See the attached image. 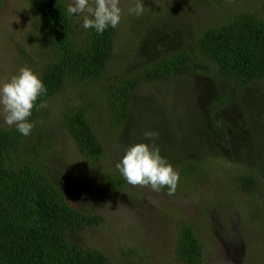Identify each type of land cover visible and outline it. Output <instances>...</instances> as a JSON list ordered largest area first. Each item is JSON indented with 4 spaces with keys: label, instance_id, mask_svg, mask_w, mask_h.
I'll use <instances>...</instances> for the list:
<instances>
[{
    "label": "trees",
    "instance_id": "16d2710c",
    "mask_svg": "<svg viewBox=\"0 0 264 264\" xmlns=\"http://www.w3.org/2000/svg\"><path fill=\"white\" fill-rule=\"evenodd\" d=\"M21 1L28 5L32 14L31 32L41 31L38 33L41 44L48 49L47 52H40L37 47L30 46L28 51L22 50L29 68L47 88V94L37 100L38 105L43 103L46 106L34 108L29 120L36 128L51 115L53 107H49L50 102L61 94H70L75 86L87 88L86 92L69 99L70 105L62 126L88 164H99L105 158V147L98 133L102 128L99 114L102 98H106L109 128L124 138L128 136L129 146L154 143L160 150L169 147L160 134L162 130L155 128L156 125L168 126L173 136L177 138L181 135L178 134L182 128L179 121L175 123L178 127L175 133L170 125V114L175 109L169 88L175 81L192 80L199 76L194 74L199 56L210 64L206 66L210 72L205 75H212L215 81L221 82L224 93L218 103L209 105L206 118L202 120L203 127L207 120L214 126L213 135L188 133V137L198 139V143H195L198 147H211L218 156L230 152L233 163L238 157L237 152L241 151L253 150L264 156V149H260L264 146V0H260V8L255 7L253 2L248 4V8L226 10L223 19L199 30L193 46H185L183 40L178 39V50H166L156 55L154 60H148L152 57L146 55V37L152 36L159 25H152L148 15L131 20L127 26L121 21L117 28L110 27L99 34L92 29L84 30L81 17L67 14L66 0ZM3 4L4 0H0V12ZM230 4V0H212L210 6L222 10ZM165 27L175 30L178 37L188 29L183 23ZM131 30L135 32L129 33ZM170 33L168 29L161 30L156 39L164 42ZM29 40L32 44L40 45L32 34ZM126 43L136 48L127 69L118 74L116 65L125 61L121 54ZM101 82L105 94L94 87ZM155 84L162 87L165 97L162 101L167 104L170 101L167 109L160 106L158 101L154 102L152 97H142L147 94L148 86ZM256 85L262 86L263 99L250 109L247 107L254 110L252 117L242 119L249 131L236 135L233 124L230 125L218 112L221 108L242 110V102L246 101L242 96ZM148 102L153 104L151 120L146 111L144 113L145 103ZM248 118L253 121L248 122ZM150 131L157 133L152 141L145 136ZM245 134L249 135L248 142L243 138L247 137ZM236 141H241L239 146L242 147L232 148ZM56 144V141H52L50 146ZM48 147L29 135H21L15 128L0 126V264H147L142 262L145 258V255H141L142 249L131 247L128 243L122 244L127 240L120 242L112 252L124 258L122 263H116L111 260L113 254L108 255L100 248L76 245L69 239L70 233L103 227L106 218L84 213L68 203L60 185L46 172L41 162V156L48 153ZM190 154L185 156L181 172L178 171L186 178L191 177L194 171H201V167L195 170L192 167ZM242 169L233 182V193L227 201L233 198L234 192L248 195L249 201L255 202L254 209L262 216L257 227L264 233V210L258 203V199L264 196V167L257 171L250 167ZM93 171L92 176L98 177L96 170ZM106 175L105 180L112 189L126 186V180L120 173ZM67 178L71 179L65 172L60 184L65 185ZM163 191L167 192V188ZM227 194L222 187L221 196ZM212 197L218 198L213 201L214 207L219 209L222 200L216 195ZM211 210L213 208L207 209V212ZM197 226L184 217L180 218L173 254L178 263L204 264L206 243L200 237Z\"/></svg>",
    "mask_w": 264,
    "mask_h": 264
},
{
    "label": "rangeland",
    "instance_id": "374dc122",
    "mask_svg": "<svg viewBox=\"0 0 264 264\" xmlns=\"http://www.w3.org/2000/svg\"><path fill=\"white\" fill-rule=\"evenodd\" d=\"M211 1L143 0L145 6L143 15L135 16L128 14V9L134 7L135 0H121L122 23H126L127 26L131 20L142 19L148 15L152 25H159L158 30L156 28L151 34L152 36L146 37L148 38L146 55L152 57L148 60H154L156 55H161L166 50H178L176 48L178 39H182L185 46H193L199 30L223 19L226 10L229 12L239 7L248 8V4H253V2L255 7L260 8L261 3L260 0H230L232 4L226 5L221 10V8L210 6ZM66 2L69 3L70 0H66ZM31 16L28 5L23 1L4 0L0 12V83L7 82L20 68L30 67L22 50L28 51L30 46H34L40 52L48 51L41 44L38 35L41 31L31 32ZM81 18L83 19V17ZM180 23H183L185 28L188 27L181 37L177 36L178 33L175 30L165 27L177 26ZM164 29H168L171 35L169 34L164 42H159V39L156 38ZM133 32L135 31H129V33ZM30 34L42 47L30 42ZM124 39L119 38V40ZM124 45L121 55L125 57V61L116 65L118 74L127 69V64L132 59L130 57L136 48L129 43ZM32 49L36 51L34 48ZM185 49L188 48L185 47ZM196 60L197 66H194V74H199V76L192 80L175 81L169 88L173 94V99H170L174 100L173 107L175 109L174 113L170 114V125L175 133V130L178 131L175 123L179 121L182 128L178 134L181 133V135L177 138L173 136L168 126L156 125L155 128L162 130L160 134L169 144V147L161 148V155L173 167H177L175 170L181 172L180 167L184 165L185 156L188 153L192 155L190 163L194 170L196 167H201V171H194L189 178L179 175L176 196L167 195L163 189L160 192H155L150 187L132 186L127 181L124 188L112 189L108 186L105 180L106 173L108 175L119 173L116 165L122 159L129 143L127 135L124 138L109 128L110 120L106 111V98H102L100 101L99 114L101 115L102 128H100L101 131H98L105 147V158L99 164L93 165L88 164L80 156L75 144L62 126L63 117L70 105L69 99L74 98L80 92H86L87 88L75 86L70 94H61L54 102L48 104L49 107H53L51 115L44 119L42 124L33 128L29 135L43 145L49 146L48 153H43L41 156V162L45 166L46 172L60 185L72 207L84 213L101 215L106 218L103 227L92 228L83 233H70L69 239L74 244L86 248H100L109 255V253L113 254L115 246L127 240L122 244L128 243L131 247L143 250L141 254L145 255L143 263L181 264L177 262L173 254L179 233L177 225L180 218L184 217L186 221L198 225V233L206 243L204 264L229 262L264 264V237H258L263 236L264 233L257 227L262 216L260 217L259 212L254 209L255 202L249 201L248 195L235 192L233 198L227 201L233 193V182L238 177L240 170L246 167H250L254 171L260 170L264 167V156L254 153L253 150L245 153L241 151L237 152L238 157L233 163V155L229 154L230 152H223L224 155L218 156L211 147H198L195 143L197 144L199 140L196 138L192 140L188 137V133L190 135L201 133L206 136L213 135L214 126L206 119L207 123L203 127L202 120L206 118L209 105L218 103L224 93L221 82L215 81L212 75H205L210 72L206 67L210 65L209 62L200 56ZM94 87L101 89V94H105L102 82L95 84ZM146 93L142 97H152L154 102L158 101L159 105L166 109L170 105L169 100L168 104L164 100L162 101L165 97L160 85L148 86ZM242 98H246V101L242 102L243 111L236 108L233 110L221 108V111L218 112L220 117L225 118L230 125L233 124L236 135H240L243 131H249L242 119L252 117L254 110H249L250 107H253L255 103L260 104V100L263 99L262 86L256 85ZM152 110L153 104L145 103L144 113L146 111L149 120L152 118ZM244 113L247 115L243 116ZM247 121L251 123L253 120L248 118ZM0 126L7 129L15 128L14 126L8 127L3 123L2 114H0ZM246 136L243 138L248 142L249 135ZM52 141H56L58 144L50 146ZM240 143L241 141H236L231 146L234 148ZM260 149H264V146H261ZM93 170H96L95 173H98V177L92 176ZM65 172L72 180L67 178L65 185H61ZM222 187L228 192L226 196H221ZM212 195H216L222 200L219 209L214 207V201L218 198H214ZM258 203L263 211L264 196L258 199ZM229 206L234 207L229 208ZM212 208L213 210L207 212V209ZM231 209L233 210L231 211ZM229 212H231L230 215H228ZM121 257H123L121 254L114 253L111 255V260L122 263L124 258Z\"/></svg>",
    "mask_w": 264,
    "mask_h": 264
},
{
    "label": "clouds",
    "instance_id": "9594fccd",
    "mask_svg": "<svg viewBox=\"0 0 264 264\" xmlns=\"http://www.w3.org/2000/svg\"><path fill=\"white\" fill-rule=\"evenodd\" d=\"M120 4L121 0H70L67 14L83 17L84 30L92 29L103 34L108 28L115 29L120 25L123 17ZM144 7L143 0H135L128 14L141 16ZM46 94L47 88L42 79L30 68H20L7 82L0 83V114L3 115V123L8 127L14 126L23 136L30 135L34 124L29 118L34 108L46 106L43 103L37 104L38 98ZM156 135L151 131L145 133L149 141ZM116 167L128 184L150 187L155 192L167 188L169 196L175 194L180 179L178 171L161 155L154 143L128 146Z\"/></svg>",
    "mask_w": 264,
    "mask_h": 264
}]
</instances>
